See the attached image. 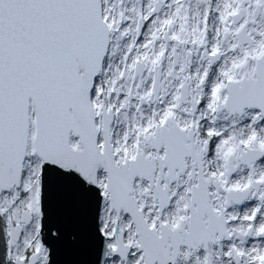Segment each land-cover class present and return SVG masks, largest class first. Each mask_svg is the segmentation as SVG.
I'll use <instances>...</instances> for the list:
<instances>
[{
  "label": "water",
  "instance_id": "obj_1",
  "mask_svg": "<svg viewBox=\"0 0 264 264\" xmlns=\"http://www.w3.org/2000/svg\"><path fill=\"white\" fill-rule=\"evenodd\" d=\"M155 12L154 9L151 14ZM239 17L237 14L232 18L238 21ZM245 29L246 24L236 34L239 47L245 42L251 44V40H246ZM140 31L138 27L137 35ZM108 34L101 18V0H0V194L18 184L28 144L30 109L33 112L34 154L41 162L40 244L27 258L28 264H34L44 251L46 257L42 264L106 262L108 247L99 227L102 194L98 173L105 176L110 208L116 215L125 214L134 227L136 250L141 253L142 264H173L179 246L194 252L199 247L206 250L208 245H216L224 236L227 238L226 221L217 204L216 180L211 181V188L218 214L212 211L208 202V182L202 176L200 162L207 148L201 150L199 146L194 154L192 146L185 145L182 132L167 125L168 131L161 127L160 132L155 130L154 139H149L156 152L160 151L163 142V159H156V154L154 159L136 154L133 159L116 164L109 136L110 111L100 113L101 145H98L96 114L90 93L101 71ZM218 59L217 53L207 65L211 67ZM134 74L140 78L141 70L135 68ZM158 81L159 72L154 75L153 96L158 92ZM224 85L227 93L222 107L229 114L238 116L244 109H255L264 118V50L255 62L254 79L247 75L238 84ZM187 100V89L182 84L177 105L185 104ZM190 102H193L191 94ZM70 137L77 139L79 150L71 147ZM189 137L191 139V134ZM248 152L255 155L248 161L240 157L239 161L249 167L263 155L260 150ZM184 158L195 160L197 165L196 184L190 188L187 206L189 217L185 223L181 222L187 228L180 229L182 238L177 233L164 232L163 227L157 236L137 208L132 183L150 177L155 170L151 164L155 161L159 175L166 167L172 184L177 179L173 172L182 174L186 170ZM237 166L233 165V157L229 155L225 163L226 174H232ZM160 182L158 176L154 188L149 187L159 215L169 204L167 191L155 194ZM253 189L255 192L256 185ZM248 194L247 189L229 190L225 193V203L240 204ZM263 199L262 195L257 199L258 203L261 204ZM31 219L27 209L20 210L17 223L7 222L5 236L0 208V264L9 260L12 264H24L17 256L11 258L10 251L19 241L23 226ZM112 233V256L123 261L129 246L117 224ZM163 233L171 239V257L164 250L170 243L164 244ZM234 259L239 261L237 256ZM205 261L209 264L208 258Z\"/></svg>",
  "mask_w": 264,
  "mask_h": 264
},
{
  "label": "rangeland",
  "instance_id": "obj_2",
  "mask_svg": "<svg viewBox=\"0 0 264 264\" xmlns=\"http://www.w3.org/2000/svg\"><path fill=\"white\" fill-rule=\"evenodd\" d=\"M169 1L174 9L169 21L170 24L172 22V35L178 40L182 38L184 50L168 57L162 71L161 90L164 92L165 101L146 108L138 106L139 97L148 98L150 95L151 71L149 69L140 87L133 84L130 95H125L128 83L124 82L120 71L119 75L111 77L109 82L103 78V85L96 82L91 95L92 104L97 113L102 105L117 112L116 121L113 122L110 132L116 161L128 160L136 152L143 153L147 159H154L155 152L145 145L146 136L152 128L151 138L154 139L155 130L160 132L162 127L161 124L156 126L154 122L164 116H170L173 120L170 121L169 127L176 125L186 131L190 125L192 126L197 132V136L193 138L194 142L197 141L194 147L195 153L199 146L202 150L207 144V150L203 152L200 162L202 176L209 182V202L218 213L211 188V181L216 180L218 208L220 205V208H223L231 238L228 242L208 245L206 250L203 247L195 249L191 252V256H188L190 259L187 258L185 252H182L176 264H206V258L209 264H261L264 260V199L261 204L257 199L264 196V157L260 161L251 163L250 167L238 161L240 157L248 161L252 155H255L254 152H248L250 149L264 151V118L255 109H244L236 116L229 114L222 106L227 93L224 83L238 84L241 79L237 78L245 77L246 79L247 75L250 79H254V64L264 49L263 0ZM149 2L150 0H145L141 7L146 8ZM257 6L259 10L256 14ZM106 12L110 19L115 14V9L110 3L107 4ZM235 13L241 14L242 18L238 22L232 18ZM162 19L165 20L163 14ZM244 24H246V33L252 39V43L239 48L236 33ZM125 28L126 26H122L120 31L122 32ZM220 40L223 41L220 60L214 66L209 67L198 54L192 52L193 44H208L211 47H217ZM136 43H149L153 50L152 47L159 43V37L156 35L148 38L145 34H141L136 36ZM186 50H189L191 55ZM132 54L133 52L127 57L131 58ZM143 58L147 61L157 59L156 55L149 53L144 54ZM126 61L128 62L127 59ZM205 74L207 77L204 84H201L200 81ZM182 82L188 83V89L192 91L197 105L192 116L189 115V105L179 111L174 108L178 88ZM117 87H122L120 95L115 92ZM138 110H141V118H139ZM185 112L188 115H185ZM163 126L168 128L165 124ZM33 134V112L30 109L28 144L18 184L0 194V208L5 225L10 219L17 220L20 209L26 208L32 214V222L24 228L19 242L11 251L20 258L28 257L37 250L40 244L38 230L41 162L34 154ZM70 145L74 149L79 150L80 148L77 139L73 137H70ZM98 145H101V135H99ZM160 145L163 146V142ZM242 152L245 154L242 155ZM161 154L162 151L159 155ZM159 155H156V159L161 160L162 157ZM229 155L234 158L233 161L237 162L238 166L232 174L227 175L225 163ZM148 156H154V158ZM151 165L155 168V161ZM104 180V174L98 173V183L102 194L99 227L105 235L111 256L106 264H142V256L138 254H132L125 263H120L112 256L114 247L112 232L115 224L120 228L123 227L121 229L124 231L126 241L132 244L135 242L130 219L121 212L116 215L110 208ZM190 182L187 178H182L166 212L167 218L163 219L165 222L173 221L176 224L177 219L185 217ZM192 183L195 184V180ZM254 185H256L255 192ZM140 187L143 188L144 185L137 180L135 193ZM245 189L249 191L246 201L238 205L225 206L224 194L227 191ZM141 205L153 212L156 209L150 200H141ZM150 211H147V214ZM27 251L28 253L25 254ZM234 254H241V260L235 261ZM45 257L46 251L40 254L34 264H42Z\"/></svg>",
  "mask_w": 264,
  "mask_h": 264
},
{
  "label": "flooded vegetation",
  "instance_id": "obj_3",
  "mask_svg": "<svg viewBox=\"0 0 264 264\" xmlns=\"http://www.w3.org/2000/svg\"><path fill=\"white\" fill-rule=\"evenodd\" d=\"M122 1V0H121ZM145 0H136L133 3H130L129 6L127 7L126 11H122V13L119 15V26H126V28L124 29V32L122 34L119 35L118 37V42L124 45V42H126V45H128V52L131 54L139 52V48L136 47L137 43H136V34L134 33V30L138 27H140L141 31H145L148 29V32L150 34V36H156V33L158 31V29H160L161 31V35L159 36V42L161 44V48L159 51L160 54V59L159 60H153L151 61V63H144L141 60H136L133 64L134 68L137 69V71L141 70V69H145L146 71L148 69H150L152 72L156 71V70H162L164 65H165V60L163 58L164 55L167 54V51L169 50V46L171 45L174 49L173 46V42L175 44V51L179 50L181 48V41L178 40L177 38L173 39L170 35V18L172 17V13L174 12L173 9V4L169 1V0H150L149 4L147 5L146 8L141 7V4H143ZM156 10L155 14L152 15L151 12L153 10ZM264 12V11H263ZM162 14L163 17L165 18V20L162 19ZM148 25V28H147ZM194 49L192 50L195 53H198L199 55L201 54L202 58L205 60H210L212 59V55L216 54V53H220V49L223 46V41L220 40L218 43V46H214L211 47L208 44L206 45H200V44H193ZM150 46H148L146 48V50L148 51V48ZM124 82H127V93L132 90V86L133 84L136 85V82L134 81V77H123ZM129 79V81H128ZM138 86V85H137ZM121 91V88H117L116 92H118L117 94H119ZM162 97L161 95L158 97L160 98ZM163 101V100H162ZM162 101H158L157 103H161ZM150 105H155V102L152 98H144V97H139L138 98V106L141 107H146V106H150ZM197 106V105H196ZM180 107V106H179ZM176 108V111H179L180 108ZM139 112V117L141 116L140 111ZM178 115V114H177ZM176 115V119L178 120ZM185 115H188V113L185 112ZM190 115V114H189ZM192 116V115H191ZM169 121L168 117H164L163 119V123L167 125ZM157 125H159L158 122H154ZM153 123V124H154ZM191 125L189 126V128L185 131V133L183 134V136L186 138L185 140V145L187 147L192 146V150H194V146H195V142L193 140V134L192 132H188V131H193L194 129L191 127ZM152 133V128L151 131ZM148 133L146 136V143L145 145L151 149L150 147V142H149V135L151 133ZM191 133V139L189 137V134ZM161 152V151H160ZM158 152L156 155H159ZM151 154V153H149ZM162 157V154L159 155ZM186 159H188L187 161H185ZM193 161L190 160V158H184L183 164L186 167V170L184 171V173L180 174L178 171H174L173 175L177 176V179L174 180V182L172 184L169 183V177L167 176V171H166V167L164 168V170L162 171V174L159 175V166L156 165L155 166V170L152 172L151 176L148 177L147 179H140V183H142L144 185V188L147 190V192H145L143 195H135L136 198V205L137 207L142 211L143 216L148 224V226L153 230L154 233H156L157 236H159L160 234V227H163V231L164 232H169V233H177L178 237L182 238V233L181 230H185L186 225H182L181 222L183 223V220H185L188 217V213L187 215H185L184 218H180L177 219V223L174 224L173 221L170 222H165L163 219L167 218V210L169 209H165L163 210V212L161 213V215L158 214V212H156V209L153 211H150L148 209V207L141 205V200L143 201H147L150 200L151 203H153L154 206H156V201L153 200L152 195L150 193V188H154L156 180L159 176L160 178V184L158 185V187H156L157 191L155 192V194L160 195L161 193H165L167 191L168 196H169V201H170V205L172 202V198H173V194L176 191V188L181 184V180L182 178H187L188 180H190V188L193 185L192 181L195 179V174H194V168H195V163L192 164ZM191 169L193 171H191ZM191 172H192V177H191ZM151 185V186H150ZM167 188V190H166ZM187 205V204H186ZM147 211H150L147 214ZM148 215H151L150 217H148ZM17 219H18V214H17ZM11 222L14 224L17 222L16 219H10ZM25 228V226L23 227ZM123 228V227H121ZM4 229H6L4 227ZM181 229V230H180ZM133 234L135 237V233L133 230ZM163 238L165 240L164 244H168L170 243V246L168 247V249H166V247H164V250H167L168 252V257H171L173 254V246L171 244V239L170 237L166 234L163 233ZM178 254H176V261H174V263L176 264L179 256L182 254V252L186 253V256L188 259H190L188 256H191V252L192 251H187L185 248L183 247H178ZM15 254L11 253V258L15 257ZM22 258V257H21ZM24 260V264L26 263V257L22 258ZM6 264H11V261H8Z\"/></svg>",
  "mask_w": 264,
  "mask_h": 264
},
{
  "label": "built area",
  "instance_id": "obj_4",
  "mask_svg": "<svg viewBox=\"0 0 264 264\" xmlns=\"http://www.w3.org/2000/svg\"><path fill=\"white\" fill-rule=\"evenodd\" d=\"M115 36L116 34L114 33L111 37L110 48L115 46ZM120 55H122V49L120 47L118 48V53L116 55L108 54L105 59V70L109 68L110 66H117Z\"/></svg>",
  "mask_w": 264,
  "mask_h": 264
},
{
  "label": "trees",
  "instance_id": "obj_5",
  "mask_svg": "<svg viewBox=\"0 0 264 264\" xmlns=\"http://www.w3.org/2000/svg\"><path fill=\"white\" fill-rule=\"evenodd\" d=\"M26 253H28V251H27V252H25V254H26Z\"/></svg>",
  "mask_w": 264,
  "mask_h": 264
}]
</instances>
